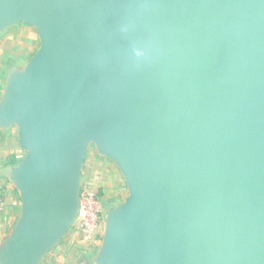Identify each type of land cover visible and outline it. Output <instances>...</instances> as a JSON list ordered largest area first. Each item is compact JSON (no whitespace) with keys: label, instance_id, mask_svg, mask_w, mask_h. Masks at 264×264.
<instances>
[{"label":"water","instance_id":"95a60500","mask_svg":"<svg viewBox=\"0 0 264 264\" xmlns=\"http://www.w3.org/2000/svg\"><path fill=\"white\" fill-rule=\"evenodd\" d=\"M19 24L40 47L0 96L25 152L0 264L78 225L90 146L128 196L86 264H264V0H0V35Z\"/></svg>","mask_w":264,"mask_h":264},{"label":"crops","instance_id":"0c3cea01","mask_svg":"<svg viewBox=\"0 0 264 264\" xmlns=\"http://www.w3.org/2000/svg\"><path fill=\"white\" fill-rule=\"evenodd\" d=\"M14 27L10 29H13ZM10 29H7L5 32H7ZM19 32H21V29ZM15 36L17 37L15 38ZM18 36L19 35L17 34L12 35V38L13 39L15 38V40L11 38V41H9V47L15 48L16 51L10 52L11 56L9 54L8 55L10 56V58L11 57L17 58L18 59L17 62L21 64L22 62H19L20 61L19 58L28 59V56L31 55L33 53V50L35 49L36 41L34 38L31 37L26 43V42L21 41L18 38ZM0 47H2V43H0ZM9 60H14V59H9ZM6 72L3 68H1L0 96L2 94V91H3L2 89L5 86V82L7 79ZM1 136H2V142H1V148H0V171L4 169L5 167L10 166L11 161L14 162L17 160H21V158L25 154L24 151L20 149V147L18 146L19 138H18V133L15 129L7 133L2 132ZM99 168L96 173V175L98 176H95V174L94 176H91V174H89L88 178H86L85 173H84L83 186L92 187L91 185L96 179L97 183L100 184L98 187L103 186L105 188V191L101 189L102 192H104L105 195H107V197L103 196L104 197L103 201H110V202H113L114 204L121 203V202L112 200L113 198H111L112 197L111 195L108 196V193L110 194V192L108 191L109 188L112 187L113 182L117 181V178L119 180L121 179V174L118 173V171L115 168H110L108 170L109 173H107L104 169H99ZM102 171L104 172L103 174H102ZM0 184L4 186L6 196L8 199L7 208L4 214L0 218V226L1 228L3 227L2 230L0 229V238H3L5 235L8 234V231L13 227V225L16 223L19 217L20 209H19L18 204L20 203V200H19V196H17L16 190L13 188V186L8 181H1ZM72 243H73V238H72V233L70 231L67 237L63 240V242L46 257L44 263L45 264H86V260L84 258L85 254L81 253L79 249H74Z\"/></svg>","mask_w":264,"mask_h":264},{"label":"built area","instance_id":"2783aa9c","mask_svg":"<svg viewBox=\"0 0 264 264\" xmlns=\"http://www.w3.org/2000/svg\"><path fill=\"white\" fill-rule=\"evenodd\" d=\"M2 136L0 134V148ZM103 194L93 187L83 186L81 191V215L78 225L71 230L73 248L88 254L99 248L104 234ZM8 204L5 188L0 184V218ZM0 229L2 230L3 227ZM45 264V263H44Z\"/></svg>","mask_w":264,"mask_h":264},{"label":"rangeland","instance_id":"374dc122","mask_svg":"<svg viewBox=\"0 0 264 264\" xmlns=\"http://www.w3.org/2000/svg\"><path fill=\"white\" fill-rule=\"evenodd\" d=\"M20 29H21V32H19ZM13 34L19 35L18 38L21 41L26 42V43L29 40V38H31V37L35 39L36 45H35V49L33 50L32 54H34L40 47V43H39L38 37H37L36 32H35L34 29H32V28H30V27H28V26H26L24 24H19L18 26L14 27L13 29L8 30L7 32H5L4 34H2L0 36V43H2V47H0V71H1V68H3L5 70V72H6L5 66H7V65H9L11 63H18L17 62L18 61L17 58H15V57H11L10 58V56H11L10 52H15L16 51L15 48L9 47V41H11V38H12ZM16 37L17 36H15V38ZM15 38L14 39L12 38V39L15 40ZM31 55L28 56V59L19 58L20 59L19 62H22V63L21 64L18 63V64L24 66L31 59V57H32ZM9 59H14V60H9ZM4 87H3V89H4ZM16 131H17V129H16ZM3 139H4V137H3ZM4 142H5V140H4ZM85 166L86 167H84L83 176H84V173H85L86 178H88L89 174H91V176H94V174H95V176H98V175H96V173H97V170H98L99 167H101L99 169H104L107 173H109L108 170L110 168H115L118 171V173H120L119 170L117 169L116 165L114 164V162H112L109 159L102 158V157L98 156L97 151H96V149L93 146L89 147V153H88V157H87ZM103 173L104 172L102 171V174ZM99 178H100V176H99ZM99 185L100 184H98L96 179H95L91 186L95 190L98 189L103 194L104 197H107V195H105V193L102 192V190H101V189H103L105 191V188L103 186L98 187ZM106 190H107V188H106ZM108 191L110 192V194L108 193V196L111 195L112 196L111 198H113L112 200H115L117 202H121V203L124 202L125 199L128 196V190H127V188L125 186V183H124V180H123L122 176H121L120 180L117 178V181L112 183V187H110ZM17 196H18V194H17ZM19 204H18V206H19V209H20V205Z\"/></svg>","mask_w":264,"mask_h":264},{"label":"trees","instance_id":"16d2710c","mask_svg":"<svg viewBox=\"0 0 264 264\" xmlns=\"http://www.w3.org/2000/svg\"><path fill=\"white\" fill-rule=\"evenodd\" d=\"M0 134H1V133H0ZM19 161H20V160H17V161H14V162L11 161V163H10L11 165H10V166H14V165H16Z\"/></svg>","mask_w":264,"mask_h":264}]
</instances>
